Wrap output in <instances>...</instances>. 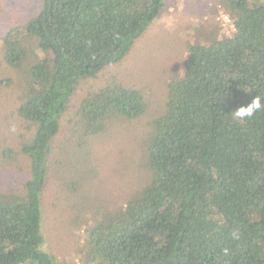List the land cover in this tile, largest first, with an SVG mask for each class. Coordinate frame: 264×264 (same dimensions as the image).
Returning a JSON list of instances; mask_svg holds the SVG:
<instances>
[{"label":"trees","instance_id":"1","mask_svg":"<svg viewBox=\"0 0 264 264\" xmlns=\"http://www.w3.org/2000/svg\"><path fill=\"white\" fill-rule=\"evenodd\" d=\"M219 2L234 33L188 46L144 143L149 179L85 226L76 264H264V108L234 115L264 97V0ZM163 5L42 0L4 32L5 63L29 65L16 111L32 135L19 150L27 178L0 190V264H61L43 246L40 205L61 116L70 112L82 146L108 119L144 113V95L122 85L71 102L82 82L124 58Z\"/></svg>","mask_w":264,"mask_h":264},{"label":"rangeland","instance_id":"2","mask_svg":"<svg viewBox=\"0 0 264 264\" xmlns=\"http://www.w3.org/2000/svg\"><path fill=\"white\" fill-rule=\"evenodd\" d=\"M163 1L160 14L134 40L124 58L82 82L71 102L75 106L87 92L122 85L144 95V113L132 119H108L105 129L85 137L82 146L68 123L70 112L61 116L40 196L43 246L61 264H76L81 259L85 226L100 211L109 210L113 200L123 202L149 179L144 143L152 133V120L165 111L167 81L182 67L188 46L234 33L219 0ZM41 3L0 0V190L18 187L27 178L28 159L19 150L32 135L16 111L29 65L25 60L18 67L8 66L1 39L10 26L21 25L35 14ZM5 148L14 155L4 154Z\"/></svg>","mask_w":264,"mask_h":264},{"label":"clouds","instance_id":"3","mask_svg":"<svg viewBox=\"0 0 264 264\" xmlns=\"http://www.w3.org/2000/svg\"><path fill=\"white\" fill-rule=\"evenodd\" d=\"M264 100V97L258 96L252 100L250 104L247 106H241L234 110V115L237 118H245V117H251L254 112L260 111L262 108H264V103H261V101Z\"/></svg>","mask_w":264,"mask_h":264}]
</instances>
